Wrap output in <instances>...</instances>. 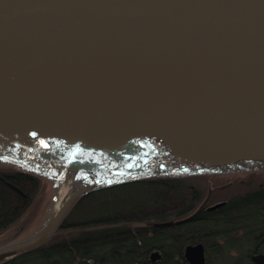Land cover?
Here are the masks:
<instances>
[{
	"label": "water",
	"instance_id": "1",
	"mask_svg": "<svg viewBox=\"0 0 264 264\" xmlns=\"http://www.w3.org/2000/svg\"><path fill=\"white\" fill-rule=\"evenodd\" d=\"M0 159L88 180L0 262L45 244L80 194L264 164V0H0Z\"/></svg>",
	"mask_w": 264,
	"mask_h": 264
},
{
	"label": "trees",
	"instance_id": "2",
	"mask_svg": "<svg viewBox=\"0 0 264 264\" xmlns=\"http://www.w3.org/2000/svg\"><path fill=\"white\" fill-rule=\"evenodd\" d=\"M205 176L145 177L82 195L45 244L0 264H137L138 257L142 258L141 264H152L149 252L153 248H159L162 254L154 264H187L184 247L193 239L207 241L215 236L216 231L208 226L224 225L226 214L237 217L250 235L264 229V186L229 197L214 210L199 209L193 217L186 218L203 199ZM38 182V177L29 171L0 170V212L5 222L14 221L24 211ZM149 220L173 222L161 226L131 224ZM101 223L116 225L83 229ZM202 225H208L206 233L199 229Z\"/></svg>",
	"mask_w": 264,
	"mask_h": 264
},
{
	"label": "rangeland",
	"instance_id": "3",
	"mask_svg": "<svg viewBox=\"0 0 264 264\" xmlns=\"http://www.w3.org/2000/svg\"><path fill=\"white\" fill-rule=\"evenodd\" d=\"M2 168L5 171L7 170L30 171L34 174V176L38 177L39 182L33 194L30 196V202L28 203L27 207H25L24 211L19 216H17L15 220L12 221L8 227L0 229V249L22 242L27 238H30L34 236L36 233H38L41 227H43L49 221L51 216H53V214L55 213L56 211L55 206L58 199V195H57L58 188L56 185L57 183L51 175H46V174L44 175L40 172L26 169L24 168V166L23 167L18 166L16 164H12L10 162L0 159V170ZM202 175H206L204 179H202L205 182L206 187L204 189L203 199L197 205L196 209L205 199L209 190H211L210 193L211 197H209L208 199H210V202L212 203L219 199L235 197L245 193L247 194L248 192L254 190L255 188L264 185V164H256V165L250 164L242 167H237V168H232V169H227L219 172H212ZM82 195L85 194L84 193L80 194L76 199H78ZM74 201L71 203V205L74 203ZM71 205L69 206V208L71 207ZM68 210L65 216L67 215ZM251 210L252 209H250V211ZM258 214H260V212ZM257 217L258 215L256 214L254 218ZM234 222H236V224L238 225L239 221L237 219ZM146 223H148L147 226L150 225L156 226L155 223H159V222L149 220ZM207 226L202 225L199 229L203 228L206 233L207 230H209L208 227H210L212 228L211 230L216 231L215 236L213 237L211 236L210 238H208L209 240L207 241H205V239L201 241H199L198 239L197 240L193 239L191 242L189 241V244L201 243L203 244V247L204 246L209 247L210 245H213V243L216 240L224 242L226 241L227 238V241L229 240V243H232V244L228 243L227 245L229 246L234 245V248L232 247L231 249L232 251L226 250L225 253L223 254L222 260H224V264H236L235 262L237 259H239L238 257L245 256V251H246L245 249H247V247L250 246V242H251V239H249V237L251 236L249 234V231L248 233L241 232L236 226L237 229L231 231L230 234H228L227 236V233L225 235H222L220 232V230L225 229L227 227V224L224 225L211 224L208 227ZM188 231H191V229ZM159 250H160L159 248L151 249V251L149 252L150 253L149 256L151 257L152 252Z\"/></svg>",
	"mask_w": 264,
	"mask_h": 264
},
{
	"label": "flooded vegetation",
	"instance_id": "4",
	"mask_svg": "<svg viewBox=\"0 0 264 264\" xmlns=\"http://www.w3.org/2000/svg\"><path fill=\"white\" fill-rule=\"evenodd\" d=\"M1 171L2 172L3 171L8 172V173L12 172V170L5 171L3 168L1 169ZM2 179L8 187H11L12 189H14V186L11 182L6 180L5 178H2ZM261 186H264V185H261ZM228 199L229 198H223V199H219V200L212 202V203L210 202V199H208V201L206 202V204L202 208H205L208 210H214L215 208H211V206H213L217 203H222L220 206L216 207V208H219V207L223 206ZM0 207H1V200H0ZM1 213L2 212H0V229H3L5 227H8L11 224V222H9V221L5 222L4 216H1ZM193 216H191V214H190L186 218H190ZM232 216L233 215H230V214L225 215L226 220L224 221V224H227V227L225 229L220 230L221 234L225 235L227 233V236H228V234H230L231 231H234L237 228L241 232L247 233L246 231H244L241 223L238 222V225H237L236 222H234L237 220V217L233 218ZM134 222H136V221H134ZM172 222L173 221H170V223H172ZM144 223H145V225H143V224L142 225H135L133 222L131 224H133L134 226H147L148 225V223H146V222H144ZM158 226H161V225H158ZM236 226H237V228H236ZM249 239H251V242H250V246L247 247V249H245L247 251V252L245 251V256L244 257H238L239 259H237L235 263L236 264H264V259L259 257L260 254L264 255V229H262L261 231L252 232ZM214 243H213V245H210L209 247L204 246L205 248H204L203 252L205 254V264H218V262H219V264H224V260H222L223 254L225 253L226 250L232 251L231 249H232V247L234 248V245H232V246L227 245L229 243V240L227 241V238H226V241H224V242L216 240ZM233 243H235V242H233ZM229 244H232V243H229ZM219 246H221V247H219ZM185 247H184V250H185ZM157 252L159 254V256L157 258L154 259V258H151L149 256V260L151 261L152 264H154L155 261L161 259V256H162V254H160L161 251L159 250ZM149 255H150V253H149ZM184 258L186 261L185 255H184ZM9 259H11V258H9ZM7 260L5 259V260L1 261L0 263H3L4 261H7ZM187 262L188 261H186V263ZM135 263L141 264L142 258L141 257L136 258ZM187 264H189V263H187Z\"/></svg>",
	"mask_w": 264,
	"mask_h": 264
},
{
	"label": "bare ground",
	"instance_id": "5",
	"mask_svg": "<svg viewBox=\"0 0 264 264\" xmlns=\"http://www.w3.org/2000/svg\"><path fill=\"white\" fill-rule=\"evenodd\" d=\"M48 172L53 176L58 188V199L55 210L59 208V205H61L68 196L78 193L79 190H83V187L88 183V180L79 174L61 170H50Z\"/></svg>",
	"mask_w": 264,
	"mask_h": 264
},
{
	"label": "snow or ice",
	"instance_id": "6",
	"mask_svg": "<svg viewBox=\"0 0 264 264\" xmlns=\"http://www.w3.org/2000/svg\"><path fill=\"white\" fill-rule=\"evenodd\" d=\"M128 167H132V165H128ZM184 171H187V169H185ZM120 175H124L123 173H121ZM131 175V174H129ZM108 183H112V181H108Z\"/></svg>",
	"mask_w": 264,
	"mask_h": 264
}]
</instances>
